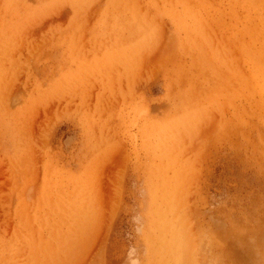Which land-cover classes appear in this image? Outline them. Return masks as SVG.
<instances>
[{"label":"rangeland","instance_id":"rangeland-1","mask_svg":"<svg viewBox=\"0 0 264 264\" xmlns=\"http://www.w3.org/2000/svg\"><path fill=\"white\" fill-rule=\"evenodd\" d=\"M257 6L0 0V264H264Z\"/></svg>","mask_w":264,"mask_h":264},{"label":"bare ground","instance_id":"bare-ground-1","mask_svg":"<svg viewBox=\"0 0 264 264\" xmlns=\"http://www.w3.org/2000/svg\"><path fill=\"white\" fill-rule=\"evenodd\" d=\"M257 2H261V3H264V0H249V3H250V6L252 7V8H255V7H258L257 6ZM260 5V4H259ZM261 6V5H260ZM260 21L263 23L264 22V20L262 19V18H260ZM261 24V23H260ZM254 26V25H253ZM261 28L262 29H264V23L262 24V26H261ZM263 35V34H262ZM253 36V35H252ZM254 37V36H253ZM247 44V43H246ZM245 44V45H246ZM247 49V48H246ZM249 54V53H248ZM65 220V219H64ZM84 222V221H83ZM6 228V227H5ZM169 230V229H168ZM60 231V230H59ZM88 231V230H87ZM82 231H80V233H81ZM55 235V234H54ZM166 236V235H165ZM169 238V237H168ZM79 239V238H78ZM171 239V238H170ZM168 240V239H167ZM72 241V240H71ZM63 243V242H62ZM75 243V242H74ZM77 243H78V241H77ZM166 244V243H165ZM68 245V244H67ZM76 244H74V246H75ZM173 246V245H172ZM166 248V247H165ZM63 249V248H62ZM67 249V248H66ZM161 249V248H160ZM170 249V248H169ZM164 250V249H163ZM74 251V250H73ZM168 251V250H167ZM169 253V252H168ZM70 255H71V253H70ZM75 257V256H74ZM153 257V256H152ZM71 258H73V257H71ZM66 261V260H65ZM166 261V260H165ZM168 262L169 263H171L169 260H168ZM63 263V262H62ZM67 263V262H66ZM161 263V262H160Z\"/></svg>","mask_w":264,"mask_h":264}]
</instances>
